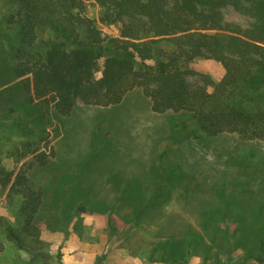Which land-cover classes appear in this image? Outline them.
<instances>
[{"label": "rangeland", "instance_id": "374dc122", "mask_svg": "<svg viewBox=\"0 0 264 264\" xmlns=\"http://www.w3.org/2000/svg\"><path fill=\"white\" fill-rule=\"evenodd\" d=\"M2 5L0 0V20ZM88 11L98 18L99 4L88 1ZM224 12L230 21L251 20L232 6ZM15 31L0 25V61L11 59ZM193 68L214 80L225 73L211 59L196 60ZM16 85L0 73V165L13 168L16 147L38 141L41 127L56 155L46 166L30 154L23 160L44 194L38 214L42 255L32 258L7 238L6 225L20 221L21 198L0 189V264H170L153 259L166 240L175 254L192 244L193 254L182 264H258L244 255L264 215V139L232 132L197 138L190 132L193 118L154 111L141 87L117 104L80 103L57 118L51 117L54 108L41 121L34 109L35 123H41L34 124L31 110L18 103ZM181 119L190 128L177 127ZM14 120L32 126L33 134L25 138L10 129Z\"/></svg>", "mask_w": 264, "mask_h": 264}, {"label": "trees", "instance_id": "16d2710c", "mask_svg": "<svg viewBox=\"0 0 264 264\" xmlns=\"http://www.w3.org/2000/svg\"><path fill=\"white\" fill-rule=\"evenodd\" d=\"M88 1L2 0L0 25L14 27L16 40L11 59L0 61V73L16 80L22 98L18 103L31 110L32 123L41 124L35 123L34 109L39 119H48L55 108L51 117L57 118L58 112L71 114L80 103L117 104L129 90L141 87L154 111L193 118L191 128L184 119L176 125L190 128L197 138L232 132L247 140L264 139V0H93L100 6L98 18L89 14ZM227 6L250 22L228 20ZM199 59L220 63L222 78L196 71L193 63ZM191 74L199 78L191 80ZM8 126L25 138L33 134L32 126L20 120ZM47 131L39 128L38 141L16 147L13 168L0 165V189L21 198L20 221L6 225L7 238L32 258L42 255L37 252L38 214L44 194L23 160L30 154L46 166L56 155ZM260 224L244 258L264 264L262 213ZM167 242L153 259L182 264L193 254L190 243L184 253L175 254Z\"/></svg>", "mask_w": 264, "mask_h": 264}]
</instances>
